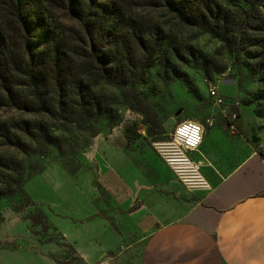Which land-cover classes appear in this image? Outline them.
I'll return each instance as SVG.
<instances>
[{"label":"rangeland","instance_id":"1","mask_svg":"<svg viewBox=\"0 0 264 264\" xmlns=\"http://www.w3.org/2000/svg\"><path fill=\"white\" fill-rule=\"evenodd\" d=\"M113 1L97 0L105 4ZM124 1L136 14L137 23L155 22L165 30V54H158L147 69L135 100L123 98L116 87L103 84L101 89L113 105L112 122L101 121L100 134L78 155L63 157L52 147L48 156L27 158L44 167L25 184L32 205L23 196L6 202L22 208L20 214L28 216L41 238H56L61 243L47 211L68 209L82 215V207L93 204L94 214L89 216L93 217L100 216L104 207L105 221L123 236L119 250L138 259L147 235L160 225L143 208L140 192L148 190L177 199L172 182L187 188L157 148L159 142L171 137L178 123L194 120L205 126L206 133L218 131L231 140L244 139L264 158V0H251L250 4L217 0L221 21L226 19L223 23L232 31L231 47L200 28L181 24L160 0ZM87 3L91 5V1ZM56 14L62 15L58 7ZM124 24L120 20L117 27ZM69 25L80 28L75 22ZM212 87L217 99L210 94ZM16 115L15 111L0 110V120ZM190 157L204 164L201 151ZM105 167L114 169L116 177L120 174V187L128 194L126 203L118 202L112 184L105 181ZM205 171L202 168L203 174ZM208 190L189 192L199 199ZM5 206L2 200L0 209ZM150 218L154 220L147 221ZM74 255L70 251L61 256L63 264H78Z\"/></svg>","mask_w":264,"mask_h":264},{"label":"trees","instance_id":"2","mask_svg":"<svg viewBox=\"0 0 264 264\" xmlns=\"http://www.w3.org/2000/svg\"><path fill=\"white\" fill-rule=\"evenodd\" d=\"M89 1L0 0V110L18 114L0 120V202L23 196L32 205L25 184L44 167L27 158L52 147L63 157L84 151L99 123L114 119L102 85L135 100L147 69L165 54L168 36L158 23H137L124 0ZM160 1L181 24L232 46L217 0Z\"/></svg>","mask_w":264,"mask_h":264},{"label":"crops","instance_id":"3","mask_svg":"<svg viewBox=\"0 0 264 264\" xmlns=\"http://www.w3.org/2000/svg\"><path fill=\"white\" fill-rule=\"evenodd\" d=\"M199 151L205 156L204 164L199 162L206 169L203 175L212 183L202 197L196 199L190 193L194 190L177 182L171 184L177 199L140 192L143 208L160 225L147 235L138 259L119 250L123 236L105 221L104 207L100 216L93 217H89L94 214L93 204L84 205L82 215L68 209L47 211L61 243L41 238L28 216L15 212L5 200L6 206L0 209L4 218L0 264H63L61 256L70 251L78 264H264V158L260 150L244 139L231 140L205 129ZM111 169L105 167V181L112 184L118 202L126 203L128 194L120 187V174L116 177Z\"/></svg>","mask_w":264,"mask_h":264},{"label":"built area","instance_id":"4","mask_svg":"<svg viewBox=\"0 0 264 264\" xmlns=\"http://www.w3.org/2000/svg\"><path fill=\"white\" fill-rule=\"evenodd\" d=\"M210 94L213 98H218L214 87L211 88ZM204 136L203 124L194 120H184L176 125L168 140L157 144L158 151L170 169L189 190L210 189L209 184L208 187L203 184L206 178L202 173L201 164L190 157V154L199 151Z\"/></svg>","mask_w":264,"mask_h":264},{"label":"bare ground","instance_id":"5","mask_svg":"<svg viewBox=\"0 0 264 264\" xmlns=\"http://www.w3.org/2000/svg\"><path fill=\"white\" fill-rule=\"evenodd\" d=\"M204 185H207V187H208V182L204 179V183H203Z\"/></svg>","mask_w":264,"mask_h":264}]
</instances>
